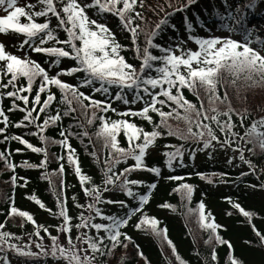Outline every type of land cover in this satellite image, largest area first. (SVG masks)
<instances>
[{
    "label": "snow or ice",
    "instance_id": "snow-or-ice-1",
    "mask_svg": "<svg viewBox=\"0 0 264 264\" xmlns=\"http://www.w3.org/2000/svg\"><path fill=\"white\" fill-rule=\"evenodd\" d=\"M256 2L257 0H251L245 5V8L254 9ZM194 3L196 0H187L182 8H177L175 11H184ZM137 4L142 8L144 0H36V3H26L23 6L19 5V0H0V9H3L5 13L0 15V34L23 35L25 39L20 43L21 49L27 45L35 53L46 54L53 58L52 64L55 66H59L64 58L76 62V66L62 69L57 74L50 75L49 70L29 58L27 54L24 57L11 54L6 51L4 43L0 42V101L5 96L13 98V104L9 111L18 110L25 113L22 120L14 125L15 127L27 128L29 125H35L39 131L31 133V135L39 136L45 145L56 143L67 150V163L73 166L85 195L93 200L87 205H77L82 209L87 208L90 214L85 216L81 212L77 218L78 222L73 224V217L69 215L66 201L62 200L59 210L54 212L53 209L46 208L45 204L35 196L28 197L41 209L62 218L63 223L58 226V232L65 235L66 243L62 244L59 235H52L47 227L38 224L28 211L12 206L10 215L24 218L26 222L34 225V232L29 235L38 237L41 242L33 241L23 246L10 243L12 239H22V237L4 231L6 225L0 223V251L4 249V246H7L20 256L52 257L57 261H63L64 264H96L97 254L100 256L110 255L121 245L127 248L128 245L121 237L129 242H132V237L122 232L121 229L128 225L132 215L143 212V205L148 204L151 197V191L144 195L135 193L131 186H140L144 182L129 179V176L135 171L150 172L156 177L161 175L159 167H149L146 164V157L149 155V150L156 147L158 140L165 135L176 137L185 142L195 141L202 144L204 149L213 147V142L222 148L232 147L239 139L244 141L245 145H253L252 149H248L253 154H255V148L264 152V117L251 121L246 127L245 120L249 118L248 110L238 112L232 107L226 86L235 87L241 78L245 81H253V84L264 83V54H262L264 53V38L259 35L254 36L255 28L245 27L246 13L241 15L228 13L227 18L234 20L235 24L240 26L238 34L241 39L239 40L233 38L232 35L190 36L189 39L197 45L196 50L173 49L153 43L152 38L158 34L153 32L147 40L146 46L141 49L137 44L139 25L133 26L136 19H143L141 13L136 11ZM169 6L171 7V4ZM90 10L94 11L96 18L89 15ZM236 12H241L239 6L236 8ZM105 14L117 17L120 26L131 33L136 58L140 61L139 67L128 62L121 54L125 51V46L117 40L115 32L103 20ZM173 14L169 13L168 15ZM39 18H43V22H38ZM53 18L57 21L54 26L52 25ZM220 18L224 19L223 16ZM185 19L187 21V18ZM167 23V18L162 19L157 25V29ZM186 27L189 31L192 30L191 23H187ZM221 27L229 33H237L235 26L223 24ZM58 30L65 33V39L59 38ZM49 42L60 46L46 47L45 45H48ZM253 44H256L257 47H253ZM150 49H159L163 54L155 55ZM177 50L180 52L179 55L176 54ZM157 62L160 66H156ZM77 73L83 74L79 85L70 84L60 78L61 75L72 76ZM225 76L231 77V80H226ZM256 76L259 77V80H254ZM5 77H10L6 83L4 82ZM22 79L26 81V84L18 85L17 82ZM37 79L40 80V84L32 100L34 106L29 108L16 104V100L22 101L25 106L29 104V96L23 95V93L31 94ZM96 84L99 86H95ZM9 86L15 90L2 91ZM52 87H56L62 93L60 102L66 105L63 116H69L76 112L77 109L72 106L74 103L79 104L85 110L92 108L102 113L117 112L111 102L93 99L91 95L80 91V87H89L93 92L104 94H108L110 88L115 87L120 90L115 94V100L121 101L125 105L142 102L143 106L139 110L128 108L117 113L122 117L121 119L111 120L105 116H97V113L93 112L92 119L88 121L89 124L94 123L97 119L100 121L96 135L98 138H103L104 147L109 150L108 157L104 161L107 168L104 171L103 187L92 184V178L82 172L76 150L69 142L71 133L67 129L60 131L59 135L62 139L59 140H50L43 135L49 126H55L62 120L61 112L56 110L55 115H48L42 123H37L40 120V114L47 113L52 103L57 99L56 94L51 91ZM125 90L134 92V97L131 100L123 94ZM185 91L195 97V102L187 98ZM45 93L46 99L42 101L41 94ZM205 99L207 104H205ZM84 101H88V103L85 104ZM220 105H226V110H221ZM36 106H39L38 111ZM165 108L168 111H165ZM152 114L159 117L158 123ZM234 115L239 118V123L233 119ZM0 117L3 118L0 123L8 125L9 119L2 107H0ZM222 117L226 119H222ZM130 118H139L147 122L152 126V130H146ZM170 120L183 122L184 127L181 128L179 123L173 125L169 122ZM78 126L82 127V125ZM237 128L245 129L243 136L236 130ZM4 131V128H0V133ZM217 131L223 135V139L217 135ZM121 132L124 134L127 147H122L120 144L118 138ZM83 135L87 136L88 133L85 131ZM10 139L18 141L34 153H43L44 155L40 164H30L25 161L21 165L22 167H47L46 147L34 146L19 135L12 136ZM164 147L170 149L162 152L166 158L167 167L172 169L176 161H179L183 166L184 145L167 144ZM233 150L240 152V159L248 163L250 168L253 167L251 161L245 160L244 148L236 147ZM16 151L20 152L22 149ZM91 155L96 157L95 152H92ZM58 159L64 160L65 157L60 156ZM129 159L134 162L132 165L125 167L120 172L115 171L116 165ZM0 160L8 161V156L4 152H0ZM7 166L13 171L16 168V165L10 161ZM58 171L60 174L64 173L63 164L60 165ZM45 178H48L47 173ZM201 178L205 179L206 177L201 176ZM12 179L15 183L16 177L13 176ZM168 179L179 181L184 178L170 176ZM209 182H211L210 179ZM24 186H26V182ZM109 186H118L128 197H137L140 206L133 208L126 217L103 215L102 210L96 207L97 204H119L121 208L127 207L123 200L102 199L103 193L110 190ZM156 186L155 183H152L148 185V188L151 190ZM174 191L190 200L194 187L191 184L183 183ZM233 206L239 209L243 216L251 220L253 213L246 211L238 203ZM160 207L172 208L173 206L165 203ZM93 211L95 216L91 215ZM197 211L198 223L212 234L207 242L215 239L219 244L227 245L231 251L232 244L218 234V229L221 226L215 223L211 213H205V205L202 202ZM96 217L110 221V223H96L94 222ZM159 225L160 221L157 218L143 215L135 227L137 230H150L153 234L162 236L171 247L179 264H186L177 253L173 242L168 239L167 228H160ZM74 228L94 229L95 235H90L88 231H80L73 237ZM253 228L256 235L260 236L261 241L264 242V235L254 226ZM41 231L46 233L51 241L48 248L42 243L44 237L41 236ZM101 232H104L105 235L101 236ZM106 240L110 242V246L105 243ZM33 243L40 250L39 252L31 250ZM138 254L147 261L142 251H139ZM212 260H217L215 251H213ZM121 264H124L123 259ZM229 264H243V262L234 255H230Z\"/></svg>",
    "mask_w": 264,
    "mask_h": 264
},
{
    "label": "trees",
    "instance_id": "trees-1",
    "mask_svg": "<svg viewBox=\"0 0 264 264\" xmlns=\"http://www.w3.org/2000/svg\"><path fill=\"white\" fill-rule=\"evenodd\" d=\"M147 0H144V6L141 8L137 4L136 11H139L143 19H136L134 25H139L137 44L143 49L146 46L147 40L150 38L151 33L157 32L158 34L152 38L153 43L165 48H183L196 50L197 45L189 39L190 36L207 37L208 30L215 26L235 23L234 20H229L228 13L232 12L233 15H241L242 12L237 13L236 8L243 9L251 0H196V3L191 4L184 11H175L177 8H182L186 3L177 0H157V12L153 13L152 8L146 11ZM26 3H36V0H19V5L23 6ZM264 3V0H257V4ZM171 4V7L169 6ZM162 9V10H161ZM38 10V9H37ZM246 12V11H245ZM174 13L173 15H168ZM219 13V15H218ZM3 9H0V15H4ZM89 15L96 18L94 11L90 10ZM152 15V17H150ZM248 15V16H247ZM223 16L224 19H221ZM253 12H246L247 22L252 19ZM160 19L157 22V18ZM167 18L168 23L161 25L157 29V25L162 19ZM187 18V21L186 19ZM156 19V22L154 20ZM103 20L115 32L117 40L125 46V51L121 54L125 56L128 62L133 63L137 67L140 61L136 58L134 45L132 43L131 33L124 30L120 26L117 17L111 14H105ZM38 22H43V18H39ZM57 21L53 18L52 25L54 26ZM187 23L192 24V30L189 31L186 27ZM174 26V27H173ZM245 27L249 28L247 25ZM240 26L238 25V30ZM60 39H65V33L58 30ZM255 35H259L257 32ZM25 39L23 35L18 34H0V42L6 46V51L17 56L24 57L25 54L32 60L39 62L42 67L49 70L50 75L57 74L62 69H69L76 66V62L64 58L59 66L52 64V59L46 54L35 53L27 45L23 49L20 48V43ZM178 39V47L170 45V41ZM47 46H60L54 45L49 42ZM257 47L256 44L252 45ZM155 55H162L159 49H150ZM180 54L179 50L176 52ZM156 66H160L159 62ZM155 74V73H153ZM10 77H5L4 82ZM60 78L70 84L79 85L83 79L82 73H77L72 76L61 75ZM226 80H231V77L225 76ZM254 80H259V77H254ZM18 85L26 84L25 80L17 82ZM40 80L33 85V92L23 93L29 96V104L23 105V102L16 100L15 103L21 107H33L32 100L38 91ZM95 86H99L96 84ZM229 99L231 100L232 107L238 112L248 110L249 118L245 120L247 127L251 121L264 117V83L253 84V81H245L243 78L237 81L235 87L226 85ZM11 86L2 91H14ZM51 91L56 94V101L52 103L51 108L47 113L40 114V120L37 123H42L47 119L48 115H55L56 110L62 114V120L55 126H49L43 133L50 140L62 139L59 135L61 130L67 129L71 135L69 142L76 150V155L79 157L82 172L92 178V184L103 187L104 171L107 165L104 163L108 157L109 150L104 147L103 138H98L96 133L100 127V121L97 119L94 123L89 124L88 121L92 119L93 112L97 116H105L111 120L121 119L117 113L132 108L139 110L143 105L142 102L135 104L125 105L121 101L114 99L116 93H119L118 88L112 87L108 94L96 93L89 87H80L86 95H91L93 99L102 101H109L112 107L117 112L109 111L107 113L99 112L96 109L89 108L82 109L79 104H73L77 110L69 116H63L66 110V105L61 103L62 93L56 87H52ZM131 100L134 97V92L125 90L123 93ZM142 95H145L141 93ZM203 95V93H201ZM185 95L189 100L195 102V97L191 93L185 91ZM223 95V92H221ZM46 99V93L41 94V100ZM85 104L88 101H84ZM13 98L5 96L0 101V107L3 108L5 114L8 116L9 123L4 125L0 123V128L5 131L0 133V152H4L8 156V161L16 165L13 171L7 166L8 161L0 160V223H4L6 227L4 231L14 233L17 237L22 239H12L10 243L18 245H26L33 241L40 243L38 237L29 235L34 232L35 226L30 222H26L24 218L19 216L10 215V208L17 207L20 210L28 211L32 214L38 224H41L49 229L52 235H59L62 244L66 243L65 235L58 232V226L63 223L61 217L50 214L48 211L41 209L33 200L29 199L30 196H35L46 208L53 209L54 212L59 210L60 202L66 201L69 215L73 217V224L78 222V216L81 212L85 216L90 213L87 208H79L78 204L87 205L92 203L91 197L85 195L82 186L79 182L78 176L75 174L72 165L67 163V150L62 148L59 144L48 143L45 145L39 136L31 135L33 132H38L39 129L35 125H29L27 128H17L14 125L20 122L25 115L21 111H9L12 107ZM205 104L207 101L205 99ZM37 111L39 110V106ZM221 110H226V105H220ZM168 111L167 108L164 109ZM36 115V113H34ZM154 120L158 123L159 117L152 114ZM138 125L144 127L146 130L151 131L152 126L139 118H130ZM222 119H226L222 117ZM233 119L239 123V118L233 116ZM3 118L0 117V121ZM170 123L176 125L179 123L181 128L184 127L183 122L170 120ZM27 123V122H25ZM82 125V127L78 126ZM243 136L245 129L237 128ZM87 132L88 135L84 136L83 133ZM22 136L30 143L37 147H46L48 153V163L46 168H29L22 167L21 165L27 161L30 164H40L44 159L43 153H34L27 149L26 146L21 145L18 141L10 139L12 136ZM217 135H223L217 131ZM122 147H127V142L121 132L119 138ZM184 145V159L193 148L202 147L195 141H182L176 137L164 136L157 142V146L149 150V155L146 157V164L149 167H159L161 175L156 177L155 174L146 171H135L131 173L129 179L141 180L144 183L140 186H131L133 191L138 195H144L151 191V197L148 204L143 205V212H137L132 215L128 225L121 229L128 236L132 237V242H129L121 237L125 244L128 245L124 248L122 245L117 247L110 255L100 256L97 254L96 264H121L123 259L124 264H179L171 247L163 239L162 236L153 234L150 230H137L135 225L139 222L143 215L155 217L160 221V228H167V236L176 247L179 256L186 262V264H229V256L234 255L243 264H264V242L261 241L260 236L256 235L253 226L262 235H264V152L259 148H255V154L248 151L252 149V144L245 145L244 141L237 139V143L232 147H221L219 144L213 142V147L204 149L205 152H212L213 148L221 149V151L229 153V157L225 162H213L195 164L193 161H183V166L179 161L174 162L173 168L169 169L166 165V158L162 155L166 149L164 145ZM236 147L244 148L245 160L251 161L253 167L250 168L248 163L240 159V152L234 151ZM17 149L22 151L17 152ZM225 150V151H224ZM92 152L96 153V157L91 155ZM152 152L156 155L152 156ZM228 155V154H225ZM64 156V160L58 157ZM231 160V163H229ZM134 162L129 159L115 166V171L120 172L125 167L132 165ZM63 164L65 171L59 173V167ZM48 178H45V174ZM13 176L16 177L15 183ZM170 176H181L183 180H170ZM201 176L206 177L202 179ZM209 179L211 182H209ZM63 181V183H62ZM26 182V186L25 185ZM155 183V189H149L148 185ZM187 183L194 187V191L190 200L182 196L181 193L174 191L180 184ZM89 186V185H86ZM110 190L103 193L102 199L104 200H123L126 202L127 207L121 208L119 204L100 203L96 207L102 210L103 215H112L117 217H126L131 213L133 208L139 207L137 197H128L126 193L121 191L118 186H109ZM75 198V199H73ZM205 205V213H211L214 217L215 223L221 227L218 229V234L226 241H229L233 248L230 251L227 245L219 244L215 239L210 242L209 237L212 235L209 230H206L198 223V206L200 203ZM170 204L172 208L160 207L162 204ZM239 204L243 209L253 213L251 220L243 216L239 209L235 208L234 204ZM110 207V208H109ZM91 215L95 216L94 211ZM96 223H110V221L102 220L96 217ZM80 231H88L90 235H95V230H81L73 229L72 236L75 237ZM101 236L105 233L101 232ZM41 236L44 237L42 243L46 248L50 247L51 241L46 233L41 231ZM109 244V241H105ZM138 246V247H137ZM86 247V246H85ZM33 252L40 250L32 244ZM142 251L147 261L142 258L138 252ZM215 251L217 260H212V254ZM11 261L18 264H57L64 263L57 261L52 257H32L20 256L15 251L4 246L0 251V264H10Z\"/></svg>",
    "mask_w": 264,
    "mask_h": 264
},
{
    "label": "rangeland",
    "instance_id": "rangeland-1",
    "mask_svg": "<svg viewBox=\"0 0 264 264\" xmlns=\"http://www.w3.org/2000/svg\"><path fill=\"white\" fill-rule=\"evenodd\" d=\"M177 1L187 3V0H177ZM146 5H147L146 11H149V8H152V12L155 14L156 13L158 14L157 5H159V2H157V0H147ZM255 10L257 11L256 13L257 16L254 18L252 22L249 23L248 26L251 28H255V30L259 33V35L264 38V6L256 7ZM244 11H245V8H243L242 12ZM150 17H152V15H150ZM159 19L160 17L157 18V22ZM154 22H156V19L154 20ZM210 35H218V36L232 35L233 38L235 39H238V40L241 39V36L238 33H229L222 27H215L214 29H212ZM209 151L205 152L202 147H197L193 149L191 153L186 154L185 155L186 159L183 161H186L188 158L189 161H193L195 164L197 163L200 164V163H205L207 161L211 162L212 158L216 157L213 162L217 163L221 161L225 162L227 158L229 157V153L223 152L221 151V149H218V148H213L212 152H209ZM152 153H153L152 156L156 155L154 152ZM225 154H228V155H225ZM10 264H18V263L11 261ZM57 264H64V263H57Z\"/></svg>",
    "mask_w": 264,
    "mask_h": 264
}]
</instances>
